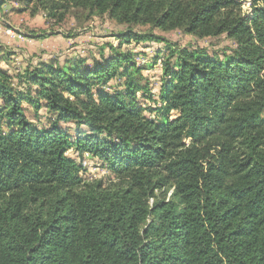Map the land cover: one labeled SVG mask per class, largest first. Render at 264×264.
<instances>
[{"label":"trees","instance_id":"16d2710c","mask_svg":"<svg viewBox=\"0 0 264 264\" xmlns=\"http://www.w3.org/2000/svg\"><path fill=\"white\" fill-rule=\"evenodd\" d=\"M19 3L52 26L73 10L149 26L126 42L180 30L226 36L236 49L223 59L170 49L159 117L138 100L150 89L132 53L112 49L92 68L40 62L20 90L1 67L8 54L0 58V264H264V0ZM117 78L124 89L108 92ZM25 104L36 117L46 109L50 129L34 125ZM69 151L113 178L85 180Z\"/></svg>","mask_w":264,"mask_h":264},{"label":"rangeland","instance_id":"374dc122","mask_svg":"<svg viewBox=\"0 0 264 264\" xmlns=\"http://www.w3.org/2000/svg\"><path fill=\"white\" fill-rule=\"evenodd\" d=\"M19 1L0 0V2L15 7L16 9H13L16 13L25 9ZM243 9L246 12L251 10L248 1L244 3ZM24 13H26L24 18L9 14L0 18V47L6 51L0 55V58L8 54L7 60L1 62V67L14 78L16 88L20 90L19 77L23 75L27 67H35L40 62H53L55 65L63 66L68 60L70 62L85 60V66L92 68L96 61H103L102 54L105 58H110L115 54L112 49H117L121 53H132L137 67L143 70L144 83L149 84L150 92L148 94L139 93L138 100L144 109H147V115L152 117L161 115L159 101L164 80L163 64L169 56L170 49H204L211 57L221 59L225 53L230 54V51L236 49L234 42L226 36L199 39L180 30H153L154 34L163 39L159 42H126L123 35L129 30L148 33L149 26L119 25L108 16L88 17V13L82 11L73 10L65 23L54 26L47 24L42 15L31 17L29 11ZM44 35L48 37L39 39V36ZM22 39L27 41L21 42ZM123 82L124 79L117 78L105 89L112 93L116 90H123ZM24 106L27 116L34 125L40 129H50L53 117L46 109H42L36 117L28 105ZM176 116L175 112L172 113L173 118ZM62 128L74 137L75 126L73 124L62 125ZM0 129L7 131L5 125L0 124ZM67 155L83 166L82 177L85 180L113 178L106 166L91 155L82 156L74 151H69Z\"/></svg>","mask_w":264,"mask_h":264},{"label":"crops","instance_id":"0c3cea01","mask_svg":"<svg viewBox=\"0 0 264 264\" xmlns=\"http://www.w3.org/2000/svg\"><path fill=\"white\" fill-rule=\"evenodd\" d=\"M13 8H15V7H12V6H10L8 3H3V2H0V18H1V16L3 17V16H6V14H9L10 16H12V15H16L15 17H20V16H22L23 18H24V15L26 14V13H16V12H14V9ZM16 9V8H15ZM38 18H40V16L38 17ZM21 38V37H20ZM25 42V41H27V40H25V39H22L21 40V42Z\"/></svg>","mask_w":264,"mask_h":264},{"label":"built area","instance_id":"2783aa9c","mask_svg":"<svg viewBox=\"0 0 264 264\" xmlns=\"http://www.w3.org/2000/svg\"><path fill=\"white\" fill-rule=\"evenodd\" d=\"M248 5H249V6L251 5V1H248Z\"/></svg>","mask_w":264,"mask_h":264}]
</instances>
